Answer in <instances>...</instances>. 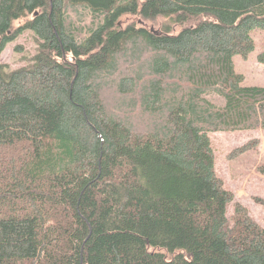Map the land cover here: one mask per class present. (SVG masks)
<instances>
[{
	"label": "trees",
	"instance_id": "obj_1",
	"mask_svg": "<svg viewBox=\"0 0 264 264\" xmlns=\"http://www.w3.org/2000/svg\"><path fill=\"white\" fill-rule=\"evenodd\" d=\"M255 28L264 0H0V52L37 42L0 62V264H264L208 134L264 128Z\"/></svg>",
	"mask_w": 264,
	"mask_h": 264
},
{
	"label": "rangeland",
	"instance_id": "obj_2",
	"mask_svg": "<svg viewBox=\"0 0 264 264\" xmlns=\"http://www.w3.org/2000/svg\"><path fill=\"white\" fill-rule=\"evenodd\" d=\"M70 12V11H69ZM73 9L71 15L79 26L90 20L88 15L79 19ZM146 21V20H145ZM75 22V23H76ZM167 22L158 17L154 21H146L147 26L160 29ZM173 28L177 31L178 26ZM254 48L247 56H233L234 69L243 75L244 84L264 85V62L257 59V54L264 51V28L251 31ZM37 42L32 30H23L12 41L8 42L0 52V62L7 63L10 68L27 63L36 51ZM215 157V169L223 179L224 186L232 191L233 200L226 206V213H233V204L238 201L249 211V214L264 227V205L256 198L264 200V128H246L233 130H215L208 132ZM241 151H233L242 145ZM241 148V147H240Z\"/></svg>",
	"mask_w": 264,
	"mask_h": 264
}]
</instances>
